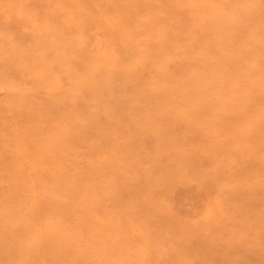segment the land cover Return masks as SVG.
I'll use <instances>...</instances> for the list:
<instances>
[{"label":"rangeland","instance_id":"rangeland-1","mask_svg":"<svg viewBox=\"0 0 264 264\" xmlns=\"http://www.w3.org/2000/svg\"><path fill=\"white\" fill-rule=\"evenodd\" d=\"M258 232L264 0H0V264H264Z\"/></svg>","mask_w":264,"mask_h":264},{"label":"bare ground","instance_id":"bare-ground-1","mask_svg":"<svg viewBox=\"0 0 264 264\" xmlns=\"http://www.w3.org/2000/svg\"><path fill=\"white\" fill-rule=\"evenodd\" d=\"M247 219H248V224H249L248 226L250 227L253 225V227L255 228L256 223L260 222L263 219V216L261 214H255L254 217H248ZM262 236H264V234L262 235L260 232L253 235V238H248L247 236H245L243 238H240V241H241L240 244L243 246L244 249L246 248L247 252L251 253L252 249L253 250L256 249V252H259L260 250L264 249V242L262 241V238H263ZM246 256H249V255H246ZM262 260H264V257L262 258Z\"/></svg>","mask_w":264,"mask_h":264}]
</instances>
